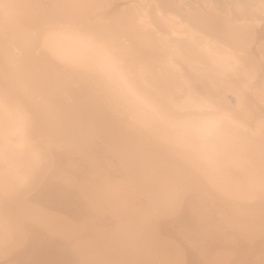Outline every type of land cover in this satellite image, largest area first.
<instances>
[{
    "label": "bare ground",
    "instance_id": "obj_1",
    "mask_svg": "<svg viewBox=\"0 0 264 264\" xmlns=\"http://www.w3.org/2000/svg\"><path fill=\"white\" fill-rule=\"evenodd\" d=\"M0 264H264V0H0Z\"/></svg>",
    "mask_w": 264,
    "mask_h": 264
}]
</instances>
